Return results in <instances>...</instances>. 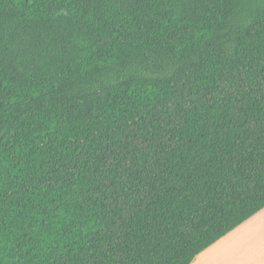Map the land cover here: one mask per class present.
Here are the masks:
<instances>
[{
	"label": "trees",
	"instance_id": "obj_1",
	"mask_svg": "<svg viewBox=\"0 0 264 264\" xmlns=\"http://www.w3.org/2000/svg\"><path fill=\"white\" fill-rule=\"evenodd\" d=\"M264 209V0H0V264H192Z\"/></svg>",
	"mask_w": 264,
	"mask_h": 264
},
{
	"label": "crops",
	"instance_id": "obj_2",
	"mask_svg": "<svg viewBox=\"0 0 264 264\" xmlns=\"http://www.w3.org/2000/svg\"><path fill=\"white\" fill-rule=\"evenodd\" d=\"M192 264H264V209L200 253Z\"/></svg>",
	"mask_w": 264,
	"mask_h": 264
}]
</instances>
